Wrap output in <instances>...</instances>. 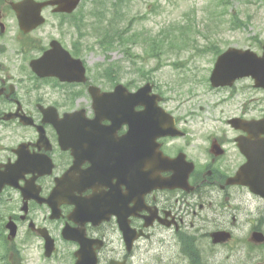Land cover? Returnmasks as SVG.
Segmentation results:
<instances>
[{
  "label": "flooded vegetation",
  "instance_id": "1",
  "mask_svg": "<svg viewBox=\"0 0 264 264\" xmlns=\"http://www.w3.org/2000/svg\"><path fill=\"white\" fill-rule=\"evenodd\" d=\"M18 1L0 0V227L24 263L246 264L264 233V87L210 77L253 66L264 38H217L205 67L135 96L132 71L88 55L84 15L45 6L29 27L38 9Z\"/></svg>",
  "mask_w": 264,
  "mask_h": 264
},
{
  "label": "rangeland",
  "instance_id": "2",
  "mask_svg": "<svg viewBox=\"0 0 264 264\" xmlns=\"http://www.w3.org/2000/svg\"><path fill=\"white\" fill-rule=\"evenodd\" d=\"M91 1L86 0L84 7L89 8ZM120 4L123 19L121 24L117 25L116 30L123 33L125 43L116 42L112 48H109L108 52L95 50L93 54L109 55L114 59L124 60L125 58L129 60L131 57L126 54L125 56L120 47L130 46V50L134 54L141 56L140 59L138 57L134 58L137 60L136 64L141 65L143 62L140 60H144V66L146 67L155 64L157 61L148 60L151 43L162 42L164 46L168 44L169 48H161L164 51L161 54L162 59L167 62L161 64L160 69L153 74L155 80L162 87L175 86L176 82L179 83L180 75L176 73L172 66H175L177 59L180 62L187 61L186 66L188 69H185V72L188 75L193 73L189 71V68H193V65L200 68L207 65L210 52H196L194 48L179 51L180 49L178 50L176 47L182 44L184 38H194L195 32L193 29L195 28H200L202 34L211 36L210 38L213 39V34L209 35L204 31L214 29L216 23L229 24L231 22L229 12L234 11L247 22L246 31L243 33L237 31L236 34V31H228L229 28L224 25L220 27L221 31L218 32L217 38L232 36L230 38L232 41H241L255 34L257 37H264V0H120ZM109 18L110 15L107 14L104 18L103 30L108 25L106 22ZM129 21H132L131 25H128ZM124 27H128V30L125 31ZM102 29H100L101 33H104ZM125 36H129L130 41H126ZM198 38L197 46L203 48L206 41L202 37ZM133 41L135 44L131 43ZM240 43L244 44L245 42L243 40ZM189 55L192 56L191 59L188 57ZM159 61V63L162 62ZM123 66H129V63L124 60ZM202 75L204 74L202 73ZM201 101L207 102L208 97H203ZM249 209L253 211L254 206H248ZM247 228H249V223H247ZM242 233L240 232L241 235ZM257 251L258 253H251L249 249L246 250V264H256L261 258H264V245Z\"/></svg>",
  "mask_w": 264,
  "mask_h": 264
},
{
  "label": "water",
  "instance_id": "3",
  "mask_svg": "<svg viewBox=\"0 0 264 264\" xmlns=\"http://www.w3.org/2000/svg\"><path fill=\"white\" fill-rule=\"evenodd\" d=\"M79 0H51V1H48L46 3H50V4H58V7L62 10H66V11H70L73 9V7L76 6V4L78 3ZM263 59H259V61H261ZM259 70H264V64H262V66H258V69L256 71H259ZM242 73H250L248 70L246 71H242ZM216 77H219L218 74H216L214 72V75L212 76V79L213 78H216ZM256 81L260 84V85H264V77H262L261 75H259L258 77L256 76L255 77ZM253 239L255 241H261L263 240V236L261 233H254L253 234Z\"/></svg>",
  "mask_w": 264,
  "mask_h": 264
},
{
  "label": "trees",
  "instance_id": "4",
  "mask_svg": "<svg viewBox=\"0 0 264 264\" xmlns=\"http://www.w3.org/2000/svg\"><path fill=\"white\" fill-rule=\"evenodd\" d=\"M109 4H110V8L113 10L114 9V14H115V17H118L119 16V10L118 8L116 7L118 5V3L120 2V0H106ZM102 0L99 2L101 4ZM232 21L233 22H238V23H244L243 20L239 19L236 15H232ZM118 31H115L113 34L109 35V38H110V43H112L114 41V35H117ZM108 36V35H107ZM112 36V37H111ZM158 48V46H154L152 48V50L154 51V49Z\"/></svg>",
  "mask_w": 264,
  "mask_h": 264
}]
</instances>
